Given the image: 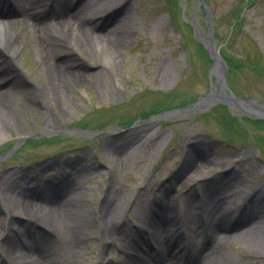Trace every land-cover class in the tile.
Instances as JSON below:
<instances>
[{"label": "rangeland", "instance_id": "1", "mask_svg": "<svg viewBox=\"0 0 264 264\" xmlns=\"http://www.w3.org/2000/svg\"><path fill=\"white\" fill-rule=\"evenodd\" d=\"M49 1L44 0L43 8ZM205 1L213 13L212 33L227 65L228 86L241 100L264 101V0ZM92 5L97 15L92 22L100 25L102 21L97 20L103 12L115 26H124L129 38L113 58L106 52L112 66L105 62L106 54L100 47L87 50L86 56L77 54L74 59L80 63L85 82L67 91L68 112L50 129L45 130L47 120L37 113L41 108L38 102L49 103L47 94L37 92L36 100L25 94L14 99L28 103L34 111L28 108L23 112L9 138L0 141V238L7 236L3 223L11 206L7 192L15 186L14 178L30 175L31 186L36 188L49 180L62 186L68 178L69 191L64 193L70 197L62 193L63 198L68 209L82 218L84 238L69 247L61 234L38 229L37 234L44 232L48 237L50 260L60 264H124L121 244H109L103 238L97 212L113 192L111 199H116L115 195L119 199L118 218L129 231L144 222L152 224L147 233L153 232L159 224L153 221L150 210L159 202L175 207L181 216L178 227L182 233L196 229L199 218H191L192 222L185 219L189 195H180L179 204H174L177 191L173 184L181 177L177 171L186 148L203 141L194 163L199 166L208 159L221 167L211 179L195 185L192 198L197 205L205 203L206 187L216 191L212 205L218 202L228 221L234 214L239 218L234 204L242 201L246 192H258L262 198V203L250 210L260 219L258 230L251 233L249 224L256 221H245L237 228L244 231V237L231 230L225 242H216L217 264H264V250L258 254L253 249L257 244L264 246V120L223 102L196 107L213 85L217 86L213 62L190 25L193 23L210 41L207 15L197 9L195 0H93ZM38 63L30 43L29 54L22 59L23 73L29 72L40 81L43 77ZM166 191L169 196L163 198ZM250 203L246 201V205ZM206 209L207 203L201 212L204 216ZM31 224L36 227L39 222L27 219L25 227ZM18 238L15 235V240ZM207 239L202 234L196 246L185 252L186 259L195 257ZM38 247L42 245L35 249ZM154 254L149 252L147 258L154 262ZM4 259V254L0 255L6 264L16 262Z\"/></svg>", "mask_w": 264, "mask_h": 264}, {"label": "bare ground", "instance_id": "2", "mask_svg": "<svg viewBox=\"0 0 264 264\" xmlns=\"http://www.w3.org/2000/svg\"><path fill=\"white\" fill-rule=\"evenodd\" d=\"M81 1L55 0L54 8H43L44 0H0V141L9 138L11 130L20 123L23 112L29 109L34 111V108L28 107V103L14 100L19 94H25L35 100L37 92L49 96V103L38 102L41 108L37 113L45 116L47 120L45 130L50 129L54 124L60 123L68 112L67 91L74 90L85 82L80 63L74 59L77 54L86 56L89 54L88 51L100 47L106 54L105 62L112 66L111 57L115 55L114 52L129 38L124 26H115L116 22L108 21V16H103V12H100L99 19H96L102 21L100 25L98 22H92L97 18L96 13L92 12L93 0ZM121 22L123 25L126 23L124 16H121ZM30 43L39 58L38 64L41 66L39 69L43 77L40 81L37 77H32L29 72L23 73L22 59L25 54H29ZM63 52H66V55L62 56ZM27 89L31 91L26 92ZM204 144L201 141L186 148L185 158L177 171V173L181 172L179 175L181 177L173 184L177 193L185 191L184 195H189V199H185L188 207L185 219L192 222L191 218H199L196 229H189L186 234L182 233L178 228L181 226V216L176 213L175 207L170 203L159 202L153 204V209L150 210L153 221L159 224L154 227L153 232L147 233L152 228V224L144 222L129 231L118 218L117 195H115L116 199H111L113 192L109 194V199L105 200L97 214L104 229L103 238L109 244H121L122 263L217 264V258L214 256L216 249L213 250V247L217 246L216 242H225L228 238L226 213L219 208L218 203L212 205L218 193L208 187L205 188L206 200L203 205H197L192 198L195 185L203 182L207 177L211 179L215 171L221 167L217 162L208 159H204L199 166L194 163L199 159ZM32 179L30 175L14 178L15 186L13 185L11 191L7 192L11 206L7 209V219L3 223L7 236L0 238V255L4 254V260L14 259L16 261L14 264H48L49 262L60 264L53 259L50 260L46 251L48 237L44 232L37 234V230H51L61 234L66 238L67 245L72 247L73 243H79L84 238L80 230L82 218L68 209L67 199L54 197V185L58 182L49 180V183L38 184L39 187L36 188L31 186ZM67 179L61 184L62 193L69 198L70 195L64 193L69 191L70 180ZM169 193L166 191L163 198H167ZM246 193L253 205L243 206V212L244 208L250 206L254 208L256 204L262 203L258 192ZM206 203V216H204L201 212ZM210 205H212L211 210ZM31 218L38 220L39 224L36 228L34 224L25 227L26 220ZM258 219L252 213L246 217L241 213L239 223L233 224L231 229L245 221H256L249 226L251 233H254L258 230L257 225L260 222ZM243 232L239 231L241 237ZM202 234L209 238V243L197 251L195 257L186 259V250L181 248V245H185L184 248L187 245L189 249L194 248ZM245 234L249 236L247 232ZM15 235H19L17 240ZM40 245L42 248L38 247L36 250L35 246ZM167 248L170 251L168 255L165 254ZM21 249L29 256L23 254ZM253 249L255 253L264 250V246L257 244ZM151 251L155 253V262L147 258ZM205 253L207 256L204 259ZM0 264L6 262L0 261Z\"/></svg>", "mask_w": 264, "mask_h": 264}, {"label": "water", "instance_id": "3", "mask_svg": "<svg viewBox=\"0 0 264 264\" xmlns=\"http://www.w3.org/2000/svg\"><path fill=\"white\" fill-rule=\"evenodd\" d=\"M198 7L202 5L205 8V11L209 15V29L213 30V14L211 13L209 7L205 4L204 0H197ZM197 36L203 41V44L206 48V50L209 53L210 58L213 61V68L212 72L217 77L218 82V89H215L210 93L209 96L202 99L197 105H205L206 103H212L214 101L216 102H225L228 105H237L238 107L244 109L247 113L256 114L259 118L264 119V105H259L257 103V100H241L236 98V96L232 93L230 90L227 80H226V73H227V65L222 59V56L220 55L219 51L216 48L215 44V37L211 31H208V36L211 38V42H208L207 40L201 38L200 34L197 33ZM229 92V95L226 94V92ZM253 105L257 107V111H252L248 108V105Z\"/></svg>", "mask_w": 264, "mask_h": 264}]
</instances>
